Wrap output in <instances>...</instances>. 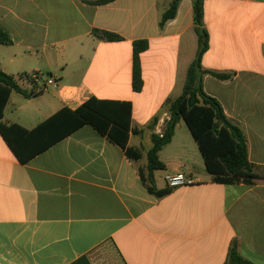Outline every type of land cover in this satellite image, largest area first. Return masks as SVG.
I'll use <instances>...</instances> for the list:
<instances>
[{
  "label": "crops",
  "instance_id": "0c3cea01",
  "mask_svg": "<svg viewBox=\"0 0 264 264\" xmlns=\"http://www.w3.org/2000/svg\"><path fill=\"white\" fill-rule=\"evenodd\" d=\"M174 1L0 0V29L13 40L0 44V71L25 92L11 93L5 124L33 130L91 98L132 104L125 150L86 125L20 163L0 134V264H226L234 240L264 264V0H204L202 65L232 74L206 76L204 89L242 129L258 175L231 181L207 172L184 121L159 154L166 169L149 177L152 136L163 135L198 51L193 0L160 26ZM138 40L149 47L137 93ZM179 172L196 183L169 188Z\"/></svg>",
  "mask_w": 264,
  "mask_h": 264
},
{
  "label": "trees",
  "instance_id": "16d2710c",
  "mask_svg": "<svg viewBox=\"0 0 264 264\" xmlns=\"http://www.w3.org/2000/svg\"><path fill=\"white\" fill-rule=\"evenodd\" d=\"M106 3L105 1L99 4ZM180 0H175L163 14L161 27L176 17ZM194 24L198 35V51L190 65L182 94L170 105V120L162 136L153 135V146L147 155V169L153 180L154 172L165 170L160 160V152L169 145L180 121H184L204 160L209 174L221 181L240 178H255L256 166L249 160L248 145L242 129L226 115L222 104L208 95L204 89V79L210 75L222 81L230 80L232 74H222L204 69L202 60L209 49V34L204 27V0H193ZM93 35L107 42H119L118 34L95 29ZM12 37L0 29V44L11 45ZM149 47L147 40L133 43L132 89L141 92L144 86L140 56ZM31 80L30 75H25ZM13 91L25 92L13 76L0 71V134L20 163H27L48 148L72 134L79 128L91 125L111 142L127 148L132 121V104L127 101H110L91 98L78 109L61 110L33 130L3 122L4 111ZM226 264H252L238 251L234 240L230 246Z\"/></svg>",
  "mask_w": 264,
  "mask_h": 264
},
{
  "label": "built area",
  "instance_id": "2783aa9c",
  "mask_svg": "<svg viewBox=\"0 0 264 264\" xmlns=\"http://www.w3.org/2000/svg\"><path fill=\"white\" fill-rule=\"evenodd\" d=\"M40 78L41 76L39 74L31 75V79L34 81H39ZM47 83L53 84V81L49 80ZM165 179H166V182L169 188L171 189L188 187L196 183V181L190 175H187L182 172L175 173V174H168Z\"/></svg>",
  "mask_w": 264,
  "mask_h": 264
}]
</instances>
